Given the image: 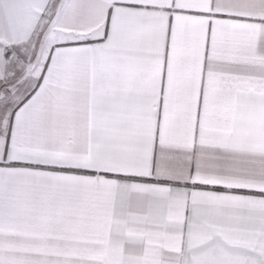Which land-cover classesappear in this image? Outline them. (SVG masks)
Here are the masks:
<instances>
[{
    "label": "snow or ice",
    "instance_id": "6c2138e0",
    "mask_svg": "<svg viewBox=\"0 0 264 264\" xmlns=\"http://www.w3.org/2000/svg\"><path fill=\"white\" fill-rule=\"evenodd\" d=\"M0 264H264V0H0Z\"/></svg>",
    "mask_w": 264,
    "mask_h": 264
}]
</instances>
